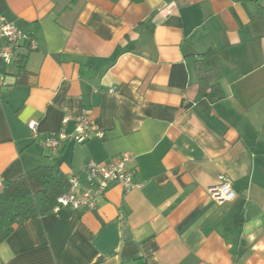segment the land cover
I'll return each instance as SVG.
<instances>
[{
    "label": "crops",
    "instance_id": "0c3cea01",
    "mask_svg": "<svg viewBox=\"0 0 264 264\" xmlns=\"http://www.w3.org/2000/svg\"><path fill=\"white\" fill-rule=\"evenodd\" d=\"M0 19L38 44L0 62L4 184L123 153L141 184L16 224L0 264H264V0H0ZM82 112L90 141L42 145Z\"/></svg>",
    "mask_w": 264,
    "mask_h": 264
},
{
    "label": "built area",
    "instance_id": "2783aa9c",
    "mask_svg": "<svg viewBox=\"0 0 264 264\" xmlns=\"http://www.w3.org/2000/svg\"><path fill=\"white\" fill-rule=\"evenodd\" d=\"M32 35L19 30L13 24L5 23L0 19V62L9 65L16 62L22 54L36 51L38 44ZM4 76L0 74V87L4 85ZM86 113L82 112L72 135L58 133L47 136L43 139V146L56 150L68 139H72L76 144H83L90 141V123ZM67 119L63 120L66 123ZM28 128L32 132L36 131V123H28ZM94 137L102 138L101 132L94 133ZM130 161L128 153L120 154L109 164L99 165L89 160L84 163L81 172L71 174L68 177L66 189L57 196L56 204L51 210L56 213L62 209L72 211H92L97 207V201L113 185H117L128 192L138 189L141 184L134 180L135 172L126 168ZM218 184L209 189L211 197L218 203L231 202L236 194L232 187V180L223 174L218 175ZM4 181L0 177V191L3 189Z\"/></svg>",
    "mask_w": 264,
    "mask_h": 264
},
{
    "label": "trees",
    "instance_id": "16d2710c",
    "mask_svg": "<svg viewBox=\"0 0 264 264\" xmlns=\"http://www.w3.org/2000/svg\"><path fill=\"white\" fill-rule=\"evenodd\" d=\"M31 182L38 190H31ZM63 183L64 175L56 164H42L4 184L0 191V244L13 233L16 224L52 213L57 196L66 189Z\"/></svg>",
    "mask_w": 264,
    "mask_h": 264
}]
</instances>
